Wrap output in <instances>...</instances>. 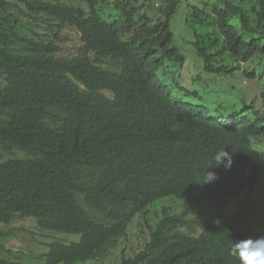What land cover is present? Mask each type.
I'll return each mask as SVG.
<instances>
[{
  "label": "trees",
  "instance_id": "trees-1",
  "mask_svg": "<svg viewBox=\"0 0 264 264\" xmlns=\"http://www.w3.org/2000/svg\"><path fill=\"white\" fill-rule=\"evenodd\" d=\"M151 1L0 0V227L56 235L44 264H236L233 242L264 236V92L229 116L176 100L158 74L186 63L184 0ZM185 24L209 74L264 61V0H193ZM138 218L146 242L116 256Z\"/></svg>",
  "mask_w": 264,
  "mask_h": 264
},
{
  "label": "rangeland",
  "instance_id": "rangeland-1",
  "mask_svg": "<svg viewBox=\"0 0 264 264\" xmlns=\"http://www.w3.org/2000/svg\"><path fill=\"white\" fill-rule=\"evenodd\" d=\"M193 0H184L178 15L172 22L176 36V45L186 56L185 65H170L159 72V79L173 88V97L191 105H205L220 109V115L229 116L244 107L255 104L262 109V93L264 92V61L245 64L234 76L223 77L209 74L204 69L203 61L198 57L194 46L193 32L186 26L187 4ZM157 9L159 0H152ZM260 58V57H257ZM258 60V59H257ZM255 71L256 79L244 76V70ZM243 70V71H242ZM168 72V73H166ZM255 148L264 151V143ZM255 196L264 201V173L255 188ZM162 202H158L159 208ZM213 207V206H212ZM264 218V214H263ZM141 218L134 223L128 239L122 241L116 256L122 248L133 254L140 250L147 240L146 232L141 227ZM56 236L39 230L33 218L17 217L11 224L0 227V258L17 259L21 257L31 264H44V255L49 251L47 242ZM57 237L65 243L78 242L80 236L59 234ZM112 254V255H113ZM115 259V258H114ZM110 260L106 261V264Z\"/></svg>",
  "mask_w": 264,
  "mask_h": 264
},
{
  "label": "clouds",
  "instance_id": "clouds-1",
  "mask_svg": "<svg viewBox=\"0 0 264 264\" xmlns=\"http://www.w3.org/2000/svg\"><path fill=\"white\" fill-rule=\"evenodd\" d=\"M214 163L208 167L203 184L214 182L217 177L214 172L209 171L213 167H224L225 170L231 168V155L220 149L213 157ZM231 254L236 260V264H264V236L252 239H242L233 242Z\"/></svg>",
  "mask_w": 264,
  "mask_h": 264
}]
</instances>
